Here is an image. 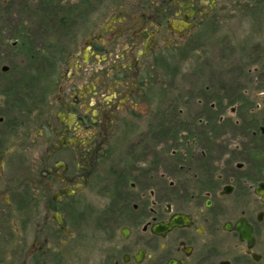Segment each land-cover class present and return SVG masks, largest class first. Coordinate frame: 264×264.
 Masks as SVG:
<instances>
[{
	"label": "flooded vegetation",
	"instance_id": "af4514ba",
	"mask_svg": "<svg viewBox=\"0 0 264 264\" xmlns=\"http://www.w3.org/2000/svg\"><path fill=\"white\" fill-rule=\"evenodd\" d=\"M235 6L264 15V0H118L40 87L20 75L17 51L0 61V211L41 217L32 264L64 263L76 199L94 178L97 264H264V139L186 136L223 121L214 102L166 131L164 113L185 110L158 107L151 88ZM19 18L0 11L1 51ZM166 140L178 150L162 154Z\"/></svg>",
	"mask_w": 264,
	"mask_h": 264
},
{
	"label": "rangeland",
	"instance_id": "374dc122",
	"mask_svg": "<svg viewBox=\"0 0 264 264\" xmlns=\"http://www.w3.org/2000/svg\"><path fill=\"white\" fill-rule=\"evenodd\" d=\"M117 1L0 0V11L15 13L20 17L19 30L13 33L14 36L11 34L9 40L3 39L8 45L5 50H0V61L10 65L17 51L16 59L22 61L20 75L34 76L38 87L42 86L51 76L60 73L59 61L69 57H65L66 54H71L94 35ZM262 28L263 14L235 6L212 23L211 28L198 40L196 49L179 56L181 62L177 61V67L171 64L169 68H158L154 72L151 88L160 93L158 107H169L170 99H175L178 106L185 110L180 117L174 112L164 113L162 122L166 131H176L174 129L178 127L179 120L182 124L194 121L193 118L202 110L205 112L204 107H210L214 102L215 106H223L222 122L214 120L202 136L203 126H196L197 129L194 127L187 132L180 125L177 132H187L185 135H189V138L190 135L192 138L196 136L199 144L205 146L206 140L211 139L213 143L228 140L232 145L242 138L264 139L260 131L264 126ZM14 41L19 44L17 49L12 48ZM245 108L255 117V121H246ZM254 117L251 119L254 120ZM243 126L241 131L240 127ZM160 150L162 154H172L178 147L166 140ZM76 200L79 203L74 207V217L78 222L74 226L70 224V231L76 236L61 248L65 255L63 264H97V235L100 230L97 207L104 202L103 195L97 194V178L90 181ZM41 223L40 216L32 223L29 211L17 216L13 211L1 210L0 264H32L28 254Z\"/></svg>",
	"mask_w": 264,
	"mask_h": 264
},
{
	"label": "trees",
	"instance_id": "16d2710c",
	"mask_svg": "<svg viewBox=\"0 0 264 264\" xmlns=\"http://www.w3.org/2000/svg\"><path fill=\"white\" fill-rule=\"evenodd\" d=\"M63 22H64V20H63ZM65 22H66V21H65ZM65 22H64V23H65ZM245 113H246V117H245V118H246V121H247V120H249V121H255V117H254V116H251V115L249 114V111H248L246 108H245ZM252 117H254V120L251 119ZM262 128H263V127H262Z\"/></svg>",
	"mask_w": 264,
	"mask_h": 264
},
{
	"label": "water",
	"instance_id": "95a60500",
	"mask_svg": "<svg viewBox=\"0 0 264 264\" xmlns=\"http://www.w3.org/2000/svg\"><path fill=\"white\" fill-rule=\"evenodd\" d=\"M262 131H263V133H264V127L262 128Z\"/></svg>",
	"mask_w": 264,
	"mask_h": 264
}]
</instances>
